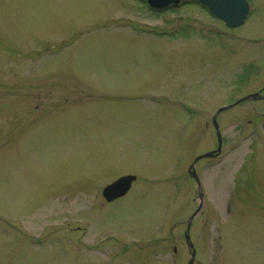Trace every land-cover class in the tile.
<instances>
[{
    "label": "rangeland",
    "instance_id": "obj_1",
    "mask_svg": "<svg viewBox=\"0 0 264 264\" xmlns=\"http://www.w3.org/2000/svg\"><path fill=\"white\" fill-rule=\"evenodd\" d=\"M248 1L228 28L196 0H0V264H186L188 166L216 147L219 107L264 93V0ZM217 120L194 264H264V99Z\"/></svg>",
    "mask_w": 264,
    "mask_h": 264
},
{
    "label": "water",
    "instance_id": "obj_2",
    "mask_svg": "<svg viewBox=\"0 0 264 264\" xmlns=\"http://www.w3.org/2000/svg\"><path fill=\"white\" fill-rule=\"evenodd\" d=\"M148 1L150 4H156V6H159V7L165 6L170 2H175V3L178 2V0H148ZM200 1L203 4L207 5L209 11L213 15H215L218 18L223 19L224 22L228 26H237V25L241 24L244 21L245 17L247 16L248 10H249V3L247 2V0H200ZM257 96H259L258 92L252 93V94H249V95L241 98L240 100H238V102L245 100V99H255V98H257ZM262 97H264V96H260V98H262ZM225 108L226 107H222L218 111H221ZM215 117H216V115L213 116L212 120H213L214 127L216 129V135H217V139H218V148L215 151L207 152L203 155L196 157L194 159L193 163L189 166L188 172L196 180L197 183H198V178H197V175L194 171L195 162L202 157L209 156V155L213 154L214 152L219 151V146L221 143V137H220V133L218 130V125L215 121ZM132 179H133V176L129 177L128 179H124L126 181V185L123 183H120V182H116V183L110 185V187L105 189V194H106L107 190H114L115 188L118 189L119 191H122L119 194L124 193L126 191L127 187L129 186ZM198 188H200L199 184H198ZM119 194H116L114 196H117ZM198 197L200 199V203H199V207H200V205L202 203L201 191H199ZM194 215H195V213H193L189 217L188 222H187V228L185 231V241H186V244L188 246L189 254H190L187 264H193V260H194V256H195V250H194L193 244H192L190 237H189V228H190V225H191V222H192Z\"/></svg>",
    "mask_w": 264,
    "mask_h": 264
}]
</instances>
